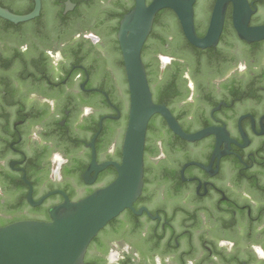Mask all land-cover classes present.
<instances>
[{"label": "flooded vegetation", "instance_id": "flooded-vegetation-1", "mask_svg": "<svg viewBox=\"0 0 264 264\" xmlns=\"http://www.w3.org/2000/svg\"><path fill=\"white\" fill-rule=\"evenodd\" d=\"M236 1L206 49L173 9L156 15L142 51L153 101L188 138L151 118L142 193L99 232L85 264H264V39H241ZM216 2L195 1L200 38ZM247 2L249 26H263L264 0ZM135 6L42 0L32 21L0 18V225L48 222L67 197L117 179L130 110L119 32Z\"/></svg>", "mask_w": 264, "mask_h": 264}, {"label": "water", "instance_id": "water-1", "mask_svg": "<svg viewBox=\"0 0 264 264\" xmlns=\"http://www.w3.org/2000/svg\"><path fill=\"white\" fill-rule=\"evenodd\" d=\"M195 1L154 0L147 5L146 0H136V6L122 20L119 32L130 90V110L117 179L78 202L67 197L63 204L50 210L48 222L20 221L0 227V264H85L87 249L99 232L123 211L132 209L142 193L145 142L151 118L155 114L163 115L177 134L187 137L167 107L153 101L142 51L156 15L166 8L177 13L192 45L200 49L217 45L232 0H217L204 38L198 36L195 28ZM236 2L235 25L241 39L263 40L264 25L249 26L251 8L247 0ZM34 3L33 11L25 15L15 14L0 5V18L14 25L32 21L42 11V0H34ZM66 7V12L73 9L71 2H67ZM205 134L190 138L199 139Z\"/></svg>", "mask_w": 264, "mask_h": 264}, {"label": "trees", "instance_id": "trees-1", "mask_svg": "<svg viewBox=\"0 0 264 264\" xmlns=\"http://www.w3.org/2000/svg\"><path fill=\"white\" fill-rule=\"evenodd\" d=\"M0 5L4 8L9 9L13 13L19 15L29 14L33 11L35 3L34 0H0ZM25 5L27 6L26 9ZM7 225L1 224L0 227Z\"/></svg>", "mask_w": 264, "mask_h": 264}]
</instances>
